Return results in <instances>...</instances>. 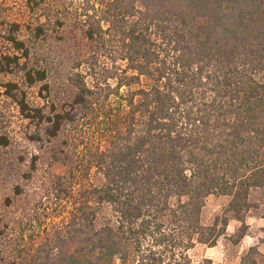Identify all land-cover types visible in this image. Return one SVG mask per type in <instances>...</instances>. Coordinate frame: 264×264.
<instances>
[{
	"label": "trees",
	"instance_id": "1",
	"mask_svg": "<svg viewBox=\"0 0 264 264\" xmlns=\"http://www.w3.org/2000/svg\"><path fill=\"white\" fill-rule=\"evenodd\" d=\"M81 15L93 49L76 61L84 70L66 74L67 96L43 113L4 83L46 141H59L51 158L67 170L46 188L71 208L26 247L20 221H0V237L15 234L0 242V264H192L189 251L215 245L230 218L243 223L251 191L264 187V0H96ZM19 31L12 22L0 36L27 57ZM18 69L28 85L47 74L0 54V73ZM88 117L105 123V145L79 156L69 137ZM8 145L0 133V155ZM35 171L32 161L20 176ZM211 195L228 200L206 224Z\"/></svg>",
	"mask_w": 264,
	"mask_h": 264
},
{
	"label": "rangeland",
	"instance_id": "2",
	"mask_svg": "<svg viewBox=\"0 0 264 264\" xmlns=\"http://www.w3.org/2000/svg\"><path fill=\"white\" fill-rule=\"evenodd\" d=\"M95 1L0 0L1 35L7 32L10 23L16 22L20 26L19 38L31 48L25 57L0 36V54L15 53L22 65L44 68L47 73L44 80L33 85L25 83L20 69L11 74L0 73V133L9 137V145L0 155V221L21 222L15 226L16 235L4 234L0 242L15 235L21 247L38 243L43 228L63 221L62 217L67 216L66 211L71 208L69 200H56L46 188L52 174H64L67 170L61 161L51 158L50 148L57 146L59 141H46L43 124L37 126L22 115L15 100L6 93L4 83H18L28 105L41 107L43 113L67 96L66 74L84 70L85 64L76 67V61L92 53L93 46L84 38L82 21L85 17L81 13ZM38 28L43 29L39 34ZM98 61L103 65L109 63L104 56ZM98 119L88 117L80 121L69 137L71 152L88 155V150L96 145H105L102 132L105 123ZM37 133L38 139L34 136ZM32 161L36 162V171L31 181L24 182L20 175L28 170ZM90 177L96 182L100 175H95L91 169ZM16 184L24 185L20 195L14 193ZM227 200L225 196H209L203 208V222L210 224L216 216L223 215ZM250 202L243 223L230 218L225 233L218 237L215 245L196 244L189 251L192 264H264V187L251 191ZM244 227L245 234L240 237ZM5 229L0 223V232Z\"/></svg>",
	"mask_w": 264,
	"mask_h": 264
}]
</instances>
